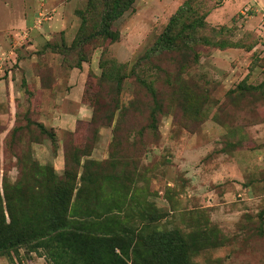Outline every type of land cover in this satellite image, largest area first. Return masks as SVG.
Returning <instances> with one entry per match:
<instances>
[{
	"label": "rangeland",
	"instance_id": "374dc122",
	"mask_svg": "<svg viewBox=\"0 0 264 264\" xmlns=\"http://www.w3.org/2000/svg\"><path fill=\"white\" fill-rule=\"evenodd\" d=\"M68 180L67 228L113 239L128 264L163 235L186 264H264V0H0L14 234L49 233ZM17 252L0 262L44 256Z\"/></svg>",
	"mask_w": 264,
	"mask_h": 264
},
{
	"label": "trees",
	"instance_id": "16d2710c",
	"mask_svg": "<svg viewBox=\"0 0 264 264\" xmlns=\"http://www.w3.org/2000/svg\"><path fill=\"white\" fill-rule=\"evenodd\" d=\"M127 7L125 4L110 19H115L121 15ZM160 39L154 42L145 55L148 56L171 48L170 35L164 37L163 41ZM55 182L58 186L56 187V194H54V197H56L53 201L54 206L48 208L49 214L44 213L41 217L42 219L46 218V221H43V226L49 230V233L43 236L40 229H38L40 232L35 234H14V229L19 226L16 225L11 214V201L5 194L4 208L3 198L0 195V256L6 255L9 257L12 253L17 255L18 248L29 246L31 249L41 248L49 264H128L122 245L112 243L114 242L113 239H110L109 242L108 238L88 236V234L76 229L70 230L67 228L70 221H67L66 217H68L67 214L70 210V200L74 188L69 180ZM6 210L9 216L8 220L4 213ZM29 224L27 220H23L21 229L24 228L27 232H30L36 225L31 223L30 226L32 227H29ZM162 239V243L154 241L148 246L150 247L149 250L152 251L150 255L147 253L148 257L139 253V250L134 249V258L130 264H150L149 260L154 259L155 262H160L158 264H186L185 261L188 256L184 251L185 245L182 242L175 243L173 238L168 239L165 235ZM110 244H113L111 248ZM115 248H118L119 252H115Z\"/></svg>",
	"mask_w": 264,
	"mask_h": 264
},
{
	"label": "crops",
	"instance_id": "0c3cea01",
	"mask_svg": "<svg viewBox=\"0 0 264 264\" xmlns=\"http://www.w3.org/2000/svg\"><path fill=\"white\" fill-rule=\"evenodd\" d=\"M18 254H17V256H18ZM14 259L17 260V258H14ZM25 259H26V264H49L46 261L45 257L42 255L38 256V255L34 254V257L29 256V257H26ZM22 262H23V260H22ZM0 264H8V262L5 259V260H1ZM16 264H18L17 261H16Z\"/></svg>",
	"mask_w": 264,
	"mask_h": 264
},
{
	"label": "built area",
	"instance_id": "2783aa9c",
	"mask_svg": "<svg viewBox=\"0 0 264 264\" xmlns=\"http://www.w3.org/2000/svg\"><path fill=\"white\" fill-rule=\"evenodd\" d=\"M47 18V17H46Z\"/></svg>",
	"mask_w": 264,
	"mask_h": 264
}]
</instances>
